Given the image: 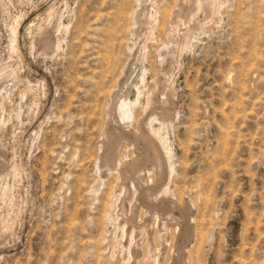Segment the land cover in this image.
Segmentation results:
<instances>
[{"label":"rangeland","instance_id":"1","mask_svg":"<svg viewBox=\"0 0 264 264\" xmlns=\"http://www.w3.org/2000/svg\"><path fill=\"white\" fill-rule=\"evenodd\" d=\"M140 1L0 0V264H264V0ZM138 87L117 139L114 95ZM153 106L173 171L134 135ZM132 163L159 200L128 259Z\"/></svg>","mask_w":264,"mask_h":264},{"label":"bare ground","instance_id":"2","mask_svg":"<svg viewBox=\"0 0 264 264\" xmlns=\"http://www.w3.org/2000/svg\"><path fill=\"white\" fill-rule=\"evenodd\" d=\"M149 1V0H148ZM154 1V0H152ZM138 2V1H137ZM141 3L144 2V0L140 1ZM139 2V3H140ZM147 2V1H146ZM145 2V3H146ZM151 3V1H150ZM148 3V4H150ZM151 4H154L151 3ZM156 4V3H155ZM145 5V4H144ZM142 6V4H141ZM146 6V5H145ZM147 7V6H146ZM154 7V6H153ZM191 7V6H190ZM142 8V7H140ZM145 8V7H144ZM193 8V7H192ZM207 8L210 12V14H214L215 12V4L213 3V1H208V0H198V2L194 5V10H201V9H205ZM139 9V7L137 8ZM143 9V8H142ZM146 9V8H145ZM143 9V10H145ZM185 9V8H184ZM165 10V8H164ZM194 10L193 9H188V10H183L181 9L180 11H177V13L175 14L174 18H173V21L174 24L175 23H178L179 19L180 18H185L187 20H190L191 16L194 14ZM139 11V10H138ZM147 11V10H146ZM167 11V10H166ZM165 11V12H166ZM140 13V12H139ZM139 13L135 12V17L137 20L139 19V21L143 24L146 25V24H149L150 23V18H145L143 17V19L140 17L141 15H139ZM145 14V13H144ZM143 15V14H142ZM165 15V13H164ZM146 16V14H145ZM154 16V15H153ZM173 16V15H172ZM151 17V16H150ZM164 17V16H162ZM152 18V17H151ZM166 18V17H165ZM172 18V17H171ZM170 18V19H171ZM134 19V20H136ZM163 19V18H162ZM136 20V21H137ZM167 20V19H166ZM172 20V19H171ZM156 22V21H155ZM170 22V23H172ZM161 24V23H160ZM164 25V23H162ZM166 24V23H165ZM135 25V24H133ZM138 25V21L136 22V26ZM142 27V26H141ZM146 27V26H145ZM151 27V26H150ZM159 27V26H158ZM137 28V27H135ZM134 29V27H133ZM151 29V28H150ZM155 29V28H154ZM157 29V28H156ZM135 30V29H134ZM150 31V30H149ZM158 31V30H157ZM131 33V32H130ZM152 33V32H151ZM154 33V32H153ZM156 33V32H155ZM16 34V29L13 30V35ZM134 34V33H133ZM132 35V33H131ZM139 34H137L138 36ZM134 36V35H132ZM185 37V36H184ZM144 44V43H143ZM179 44L181 46H183L184 44V41L181 39V41L179 42ZM130 49V48H129ZM146 49V48H145ZM186 48H184L185 50ZM132 50V49H131ZM130 50V51H131ZM133 51V50H132ZM132 53V52H131ZM147 53V52H146ZM145 53V54H146ZM147 55V54H146ZM127 58V57H126ZM145 62V61H144ZM128 63V62H127ZM136 66V65H135ZM143 66V65H142ZM133 68V67H132ZM135 69V68H134ZM145 69V68H144ZM121 72V70H119ZM141 71V70H140ZM143 71V69H142ZM147 72L146 70L144 71V73L140 74V78H141V81H142V84L145 82V79H146V73ZM124 74V73H123ZM134 75V74H133ZM138 75V74H137ZM118 76V75H117ZM127 76V75H126ZM129 76V75H128ZM139 77V76H137ZM135 77V78H137ZM129 78V77H127ZM132 78V77H131ZM148 78V77H147ZM123 79V77H122ZM125 79V78H124ZM133 79V78H132ZM131 80V79H129ZM124 81V80H123ZM135 81V80H133ZM139 81V80H138ZM120 82V81H119ZM125 82V81H124ZM128 82V81H127ZM130 82V81H129ZM115 83V82H114ZM136 83V82H135ZM141 83V82H140ZM131 84V83H130ZM123 85V84H122ZM132 85V84H131ZM139 84L137 83V86ZM144 85V84H143ZM150 85V84H149ZM121 86V84H120ZM140 86V85H139ZM127 87V86H126ZM136 87V86H135ZM134 87V88H135ZM143 87V86H142ZM148 87V86H147ZM123 88V86H122ZM146 88V87H145ZM163 88V87H162ZM165 88V87H164ZM121 89V88H120ZM127 89V88H126ZM129 89H131L129 87ZM118 90V89H117ZM143 90V89H142ZM141 90V87H138L137 88V98L136 100L134 101H131L129 96H130V91L128 90L126 93H119V94H115L114 96V101H113V104H112V107H111V111L112 112V115L114 117V120L115 122L113 121V123H116L114 125V129L113 130V133L114 135H116L117 139H119L120 137H125L127 136V134L131 135L130 134V131L128 133V130H130V126L132 124V121L135 120L134 118L135 117V111L136 109L138 108V104L140 103V97L141 95L143 94ZM145 90H148V89H145ZM124 91H126L124 89ZM167 91V90H166ZM114 92V91H113ZM120 92V91H118ZM122 92V91H121ZM134 92V91H133ZM147 92V91H146ZM165 93V91H164ZM113 94V93H112ZM147 95V93H146ZM149 95V94H148ZM113 96V95H112ZM146 98V97H145ZM152 99V97H151ZM155 99V98H154ZM156 103V102H154ZM153 104V102H152ZM147 106V104H146ZM149 107H151L150 105H148ZM147 106V108H148ZM137 107V108H136ZM154 107V106H153ZM136 108V109H135ZM157 107H154L150 114H147V119H143L141 121L138 122V125L136 126L137 128H135L136 130L134 131V135L135 137H138V136H141L143 138V142H145V146H146V150H145V153H146V156H147V160L149 159V161L152 162L153 166H155L157 169H158V172L159 173H162L163 172V169H170L173 171V164H172V151L171 149L166 145V142H164V140H162L163 138H161L160 141H158L156 138V131H155V127H153V121H157V120H161V123H166V122H171L169 120V116L167 117V114L168 111L167 110H163V109H160L159 113H157V110H156ZM146 109V108H145ZM149 110V109H148ZM145 111V110H144ZM137 112V111H136ZM146 112V111H145ZM146 114V113H145ZM145 116V115H144ZM112 117V119H113ZM142 118V117H140ZM155 121V122H156ZM159 122V121H158ZM165 125V124H164ZM142 126H148L151 128V130H148L149 132H145L144 130H142ZM134 127V126H133ZM148 128V129H150ZM151 131V133H150ZM111 134V136H113ZM132 136V135H131ZM141 138V139H142ZM116 139V140H117ZM125 139V138H124ZM131 139V138H130ZM121 140V138H120ZM139 141V139H138ZM119 142V140H118ZM144 144V143H143ZM139 157V156H138ZM106 158V157H105ZM107 159V158H106ZM112 158H108L105 162V164H107V166L110 167V165L112 166ZM146 160V159H145ZM114 161V160H113ZM137 161V160H136ZM143 161V160H141ZM118 164V163H117ZM116 164V165H117ZM124 165V164H123ZM122 165V166H123ZM121 166V167H122ZM109 167H107L108 169H110ZM127 168L128 167H132L134 169V172H133V175L131 176H125L124 178V183L122 184L123 185V192L120 194V196L118 197V205H117V209L120 211V213L118 214L119 217H121L120 219L117 218V220H120L121 221V226H120V231H121V234L123 237H125L128 241V245H127V248H126V252H127V255H128V259H131L132 256V245L133 243L135 242V234L136 232H139V229H145L141 222L138 221L137 219V210H139L140 208L142 209H146L148 208L149 206H153L154 202L159 200V198L157 199V196H155L154 194V187L156 184H154L153 181L149 180V178H144L141 173H138L137 171V164L136 163H132V164H128L126 166ZM112 168V167H111ZM116 168V166H115ZM107 169V170H108ZM120 169V168H118ZM113 170V169H112ZM126 171V170H124ZM141 172V171H140ZM157 172V173H158ZM166 172H170V171H167ZM127 173V171L125 172ZM171 173V172H170ZM165 174V173H164ZM169 174V173H168ZM163 175V174H162ZM165 176V175H163ZM162 177V176H161ZM168 177V176H167ZM100 185V184H99ZM157 187V186H156ZM166 189V188H165ZM165 189H160L162 190L161 192L162 193H165ZM159 196V195H158ZM115 198V196H114ZM159 202V201H158ZM157 202L155 203V206H156ZM116 207V205H115ZM158 208V207H157ZM140 209V210H141ZM149 209V208H148ZM151 209V207H150ZM115 210V209H114ZM154 210V209H153ZM143 211V210H142ZM155 212V211H154ZM156 213V212H155ZM106 214V213H104ZM117 214V213H116ZM150 215V214H149ZM148 215V216H149ZM111 217V216H110ZM139 218V217H138ZM158 218V217H157ZM112 219V218H111ZM150 222V221H149ZM148 222V223H149ZM117 223V222H116ZM118 224V223H117ZM146 224H147V221H146ZM149 225V224H148ZM118 228V227H117ZM139 236V234H138ZM122 238V237H121ZM137 241V240H136ZM168 244V243H167ZM136 246V245H135ZM135 248V247H134ZM124 249V248H123ZM137 250V249H136ZM138 251V250H137ZM135 254V253H134ZM136 255V254H135ZM157 259V258H156ZM159 262V261H158ZM129 263V262H128Z\"/></svg>","mask_w":264,"mask_h":264}]
</instances>
